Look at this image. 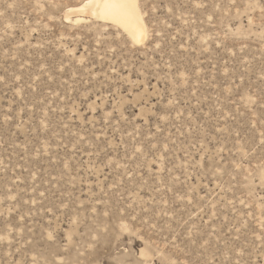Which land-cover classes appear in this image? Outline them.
I'll return each mask as SVG.
<instances>
[{
    "label": "rangeland",
    "instance_id": "1",
    "mask_svg": "<svg viewBox=\"0 0 264 264\" xmlns=\"http://www.w3.org/2000/svg\"><path fill=\"white\" fill-rule=\"evenodd\" d=\"M81 2L0 0V264H264V0Z\"/></svg>",
    "mask_w": 264,
    "mask_h": 264
},
{
    "label": "bare ground",
    "instance_id": "2",
    "mask_svg": "<svg viewBox=\"0 0 264 264\" xmlns=\"http://www.w3.org/2000/svg\"><path fill=\"white\" fill-rule=\"evenodd\" d=\"M111 0H83L74 7H69L65 15L66 20L75 17V22L81 21V17L95 19L102 23L111 24L117 27L134 44L145 41L148 35L147 26L143 18L138 0L129 3V7L114 13L106 9V3Z\"/></svg>",
    "mask_w": 264,
    "mask_h": 264
},
{
    "label": "snow or ice",
    "instance_id": "3",
    "mask_svg": "<svg viewBox=\"0 0 264 264\" xmlns=\"http://www.w3.org/2000/svg\"><path fill=\"white\" fill-rule=\"evenodd\" d=\"M134 3V0H131ZM130 0H111L110 3H106L105 7L109 11L119 13L120 11L129 7Z\"/></svg>",
    "mask_w": 264,
    "mask_h": 264
}]
</instances>
